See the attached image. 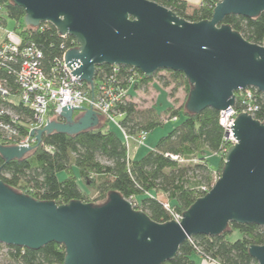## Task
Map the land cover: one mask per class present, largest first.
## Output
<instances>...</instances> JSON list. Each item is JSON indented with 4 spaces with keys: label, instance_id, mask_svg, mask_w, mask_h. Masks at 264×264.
I'll use <instances>...</instances> for the list:
<instances>
[{
    "label": "water",
    "instance_id": "obj_1",
    "mask_svg": "<svg viewBox=\"0 0 264 264\" xmlns=\"http://www.w3.org/2000/svg\"><path fill=\"white\" fill-rule=\"evenodd\" d=\"M11 2L24 10L25 25L48 22L60 36L75 39L64 63L91 93L97 67L120 65L144 77L159 70L183 73L190 84L184 104L190 113L226 110L234 105L235 92L247 87L264 94V43L249 42L223 23L231 14L258 17L264 0H219L210 19L200 21L150 0ZM58 114V120L30 131L35 146L43 135H76L98 127L101 118L91 103L64 105ZM232 121L235 143L226 150L219 177L178 222H155L116 191L99 204H56L16 192L0 180V243L37 250L55 242L64 246L63 264H162L193 235L218 236L230 223L264 227V121L246 112ZM35 146L0 144V156L7 163ZM248 253L264 264V245H250Z\"/></svg>",
    "mask_w": 264,
    "mask_h": 264
},
{
    "label": "trees",
    "instance_id": "obj_2",
    "mask_svg": "<svg viewBox=\"0 0 264 264\" xmlns=\"http://www.w3.org/2000/svg\"><path fill=\"white\" fill-rule=\"evenodd\" d=\"M150 1L169 8L186 20L200 21L210 19L219 0H201V4L191 11H188L186 0ZM0 14L4 24L8 19L15 21L13 30L21 36L23 43L32 42L42 52V66L46 72L51 70L55 59L60 58L66 49L75 46L73 37H61L48 22L38 27L25 25L24 10L11 0H0ZM223 23L230 25L249 42L264 43V12L256 18L227 15ZM101 67L107 69L109 66ZM162 71L167 74L159 77L163 87L173 84L171 93L183 87L186 96L181 105H167L161 112L154 106L139 110L130 100L118 106L124 113L121 126L132 136L140 131L149 133L155 127L162 126V112L169 115L168 121H173L172 117H176L177 121L182 116L179 124L160 137L143 156L130 158L121 132L118 129L119 133L116 132L106 120L101 121L100 118L98 127L76 135L58 132L43 135L41 143L37 146L31 144L35 147L21 159L5 163L0 156V180L16 192L56 204L71 200L99 204L106 200L110 191H116L129 199L136 210H141L159 223L170 219L165 204L176 212L185 211L204 194L201 188H209L214 176L220 175L224 163L222 149L225 146V133L219 123V111L208 107L199 113H190L185 109L190 84L181 72L159 70L151 77H142L134 89L147 85ZM0 78L6 80L10 93L15 95L17 85L14 76L0 70ZM253 91L259 102L255 117L264 121V94L255 89ZM235 96L238 101V92H235ZM5 104L19 115L22 122L32 119L31 110L21 103ZM78 115L79 112L74 113V117ZM48 118L58 120L52 113ZM21 129L26 132L23 127ZM0 144L12 145L1 141ZM211 156H218L216 165L209 160ZM60 171L65 172L62 180L57 176ZM89 192L95 196L91 198ZM234 232L237 236L232 239ZM250 245H264V227L230 223L228 229L218 236H191L180 245L173 259L162 264H194V254L219 264H257L248 253ZM0 250L7 264H63L65 256L64 246L55 242L37 250L0 243Z\"/></svg>",
    "mask_w": 264,
    "mask_h": 264
},
{
    "label": "built area",
    "instance_id": "obj_3",
    "mask_svg": "<svg viewBox=\"0 0 264 264\" xmlns=\"http://www.w3.org/2000/svg\"><path fill=\"white\" fill-rule=\"evenodd\" d=\"M5 26L0 17V70H6L14 76L17 93L12 95L6 80L0 78L1 142L31 146L35 143V138L31 136L30 131L35 132L36 129L42 128L50 119L49 113H52L54 118H59L58 113L64 105L90 107L91 103V108L101 114V118L121 132L126 148H128L129 140L138 142L139 146L144 145L148 133L140 131L134 136L127 134L120 123L124 113L118 109L120 104L129 100L132 86L137 85L144 77L139 70L129 66L127 69H122L120 65H108L107 69L99 66L96 68L91 93L90 87H86L84 82L71 75L66 67L63 56L67 49L60 58L55 59V65L51 70L46 72L42 66V52L36 45L32 42L23 43L21 36L15 30L5 29ZM74 42L76 46L75 39ZM253 89L255 88L247 87L237 91L238 101L235 96L233 106L219 111V123L225 133V146L222 149L224 155L226 150L235 143L230 128L232 120L242 112L256 119L255 113L259 109V102ZM5 102L21 103L31 110L32 119L26 123L22 122L19 115L6 106ZM171 120L175 121L176 117H172ZM172 158L176 159L177 156ZM218 177L214 176L209 188L206 186L201 188L204 194ZM165 208L170 214L169 220L178 222L181 219L182 213L174 211L168 204H165Z\"/></svg>",
    "mask_w": 264,
    "mask_h": 264
},
{
    "label": "rangeland",
    "instance_id": "obj_4",
    "mask_svg": "<svg viewBox=\"0 0 264 264\" xmlns=\"http://www.w3.org/2000/svg\"><path fill=\"white\" fill-rule=\"evenodd\" d=\"M14 28H15V21L12 19H8L5 29L13 30ZM160 76H167V74L164 71L157 73V75L154 77V80L149 82L147 85H142L138 87L130 95V101L133 100L136 104V107L139 110H144L154 106L158 111L161 112L163 109L166 108L167 105L178 107L179 105H181L182 102H184L186 93L184 92L183 87L180 86L173 93H171L173 84L169 85L168 87H163L161 80L159 79ZM168 118H169L168 114H164L163 112L161 113V119L164 122V124L162 126L155 127L148 133L143 146H139L138 142L136 141L129 140V145L127 148L128 156L133 159H137L143 156L147 151H149L155 146L156 142L160 137L166 135L169 130H171L174 126L179 124V122L182 119V116L179 118V120L175 122L170 120L168 121ZM101 121H105V120L102 118ZM109 125L116 132L119 133L116 127H114L111 124ZM209 160L211 161V163L216 165L218 161V156H211L209 157ZM57 176L59 180H62L65 178V172L60 171L57 174ZM94 196H95L94 193L90 194L91 198H93ZM160 199L162 198L160 197ZM236 236L237 233L234 232L232 234V239L236 238ZM7 263L8 262L6 261L3 252H1L0 250V264H7Z\"/></svg>",
    "mask_w": 264,
    "mask_h": 264
},
{
    "label": "crops",
    "instance_id": "obj_5",
    "mask_svg": "<svg viewBox=\"0 0 264 264\" xmlns=\"http://www.w3.org/2000/svg\"><path fill=\"white\" fill-rule=\"evenodd\" d=\"M186 1L188 4V11L189 10L191 11L193 8H196L197 6H199L201 4V0H186ZM134 88H135V86H132V88L130 90V95L133 93L134 90H136ZM129 100H130V98H129ZM131 101L134 102L133 100H131ZM193 260H194V264H219L217 262L207 260L206 258H204L200 254H194Z\"/></svg>",
    "mask_w": 264,
    "mask_h": 264
}]
</instances>
